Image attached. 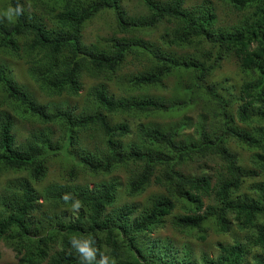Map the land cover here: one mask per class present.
<instances>
[{"label": "trees", "instance_id": "1", "mask_svg": "<svg viewBox=\"0 0 264 264\" xmlns=\"http://www.w3.org/2000/svg\"><path fill=\"white\" fill-rule=\"evenodd\" d=\"M138 1L139 16L123 0H0L3 11L21 8L11 20L0 10V175L19 174L0 188V242L19 264H79L72 237L116 264H264V0H217L231 20L215 0ZM101 16L114 37L86 43ZM230 60L238 87L214 78ZM11 61L49 99L93 85L75 114L67 102H37ZM170 80L177 101L152 94ZM191 109L202 112L193 135L190 117L156 121ZM17 122L32 126L21 145ZM54 162L63 181L39 194ZM212 234L230 240L197 260L191 243Z\"/></svg>", "mask_w": 264, "mask_h": 264}, {"label": "rangeland", "instance_id": "2", "mask_svg": "<svg viewBox=\"0 0 264 264\" xmlns=\"http://www.w3.org/2000/svg\"><path fill=\"white\" fill-rule=\"evenodd\" d=\"M162 1H169V0H162ZM203 0H186V6L191 7L193 5H196L198 3H201ZM219 4L217 7V10L220 12V16L222 19L229 20L232 19L231 13L227 8L224 7L222 2H219L215 0ZM123 7L127 8L129 12L134 14L135 16H139L141 14H145L144 7L138 0H123ZM3 14H5L7 11H3V8H0ZM1 13V12H0ZM7 19H9L6 16ZM10 20V19H9ZM115 34L114 30V23H112V18H109L107 16H101V18L95 19L92 23H90L85 30L84 33V39L85 42L90 44L91 42H100L101 44L105 45L107 44ZM157 35V32L155 33V37ZM126 35L118 36V38H126ZM11 67L13 68V75L15 80L25 89L27 90L37 102L41 104H47V103H64L67 102V105L70 109H72L75 114H77V110H80L82 106V101H84L86 94L89 90V86H92L93 84L89 81L86 82L84 85L85 88L82 90L80 97L78 98H56V99H49L47 98L36 86V84L31 80L27 66L23 62L19 61H11L10 62ZM137 65V64H136ZM219 75L215 76L217 81H220V79H228L230 82V86H239L243 82V74L241 73L240 68L238 67L237 63L234 60H230L229 62L225 63L221 69L217 71V74ZM213 80V78H212ZM175 82L174 80H170L166 82V87L160 89L159 91H152V94L155 96H161L165 100H172L174 99L177 101L176 96H178L175 93ZM112 91H114L116 94L123 96V92L120 88L117 87V85L113 86ZM4 101V95L0 91V109H4L5 105L3 104ZM237 110V109H236ZM201 111H197L196 109H191L188 112H182L179 114H158L156 117V121L162 125V126H170L173 124H176L178 121H181L185 117H190L191 119V127L187 134L193 135L195 131V125L198 121L199 115ZM202 113V112H201ZM113 121H120L121 117H115L112 119ZM210 124V123H209ZM37 128H40V126H36ZM32 129V126L26 125L22 122H17L14 128V134L17 138V144L21 145L25 143L29 139L30 130ZM58 134V133H57ZM64 169H62L61 164L58 162H54L50 166L49 173L47 177L40 183L35 184V188L39 194H42V192L52 183L61 182L62 180V172ZM19 174L14 173H4L0 175V188L6 184L7 181L14 179ZM26 178V177H24ZM84 184L85 181H82ZM90 186H93V181L89 182ZM42 199V198H40ZM73 214V212L71 213ZM76 218V217H74ZM159 235L163 237V239L170 237L173 238H179V236L175 233H171L170 231L160 232ZM184 240V239H182ZM230 238L228 236H219L216 234H212L208 241L205 243H191L194 246V250L197 253L196 259L198 260L200 257V253L207 252L209 255H213L217 251V243L218 242H228ZM179 243L182 244L181 239L179 240ZM20 258L17 257V254L13 251L12 247L9 245V243L6 240H2L0 242V264H19Z\"/></svg>", "mask_w": 264, "mask_h": 264}, {"label": "clouds", "instance_id": "3", "mask_svg": "<svg viewBox=\"0 0 264 264\" xmlns=\"http://www.w3.org/2000/svg\"><path fill=\"white\" fill-rule=\"evenodd\" d=\"M21 13V8L17 6L15 9L9 8L5 15L11 20L15 15ZM65 202L70 199L69 194L63 197ZM81 204L79 200H74L70 204L71 209L78 210ZM70 244L79 255V264H116L115 260L107 255L101 254L97 259V249L93 246L94 242L88 238H70Z\"/></svg>", "mask_w": 264, "mask_h": 264}]
</instances>
